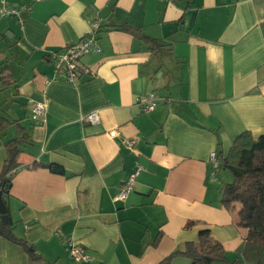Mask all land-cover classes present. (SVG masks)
<instances>
[{
  "label": "crops",
  "instance_id": "0c3cea01",
  "mask_svg": "<svg viewBox=\"0 0 264 264\" xmlns=\"http://www.w3.org/2000/svg\"><path fill=\"white\" fill-rule=\"evenodd\" d=\"M9 1L24 6L21 20L0 17V116L13 122L0 132V170L5 142L21 140L4 200L12 234L48 264H157L202 229L239 257L240 204L223 206L210 156L244 131L264 134V0ZM94 21L99 49L79 60L90 74L53 80L49 53ZM150 92L157 104L141 111ZM33 103L45 106L38 122ZM93 111L97 122L83 119ZM65 239L87 258H72ZM0 264L28 255L0 236Z\"/></svg>",
  "mask_w": 264,
  "mask_h": 264
},
{
  "label": "trees",
  "instance_id": "16d2710c",
  "mask_svg": "<svg viewBox=\"0 0 264 264\" xmlns=\"http://www.w3.org/2000/svg\"><path fill=\"white\" fill-rule=\"evenodd\" d=\"M116 26L135 36L139 35L124 23ZM12 123L0 116V132ZM20 141L13 138L5 142L6 157L0 170V191L4 200L9 195L12 171L19 165L17 156ZM217 160L215 170L227 169L232 176L231 181L223 185L221 202L226 208H232L235 203L240 204L237 225L246 229L240 256L228 260L222 244L211 237L208 229H202L196 241L186 242L182 250L173 251L157 264H170L176 256L187 258L189 264H264V134L257 137L249 131L238 134L225 153H218ZM50 167L53 171L62 172L60 168ZM11 224V219L6 224L0 220V236L21 245L28 255L29 264H48L32 245L12 234Z\"/></svg>",
  "mask_w": 264,
  "mask_h": 264
},
{
  "label": "built area",
  "instance_id": "2783aa9c",
  "mask_svg": "<svg viewBox=\"0 0 264 264\" xmlns=\"http://www.w3.org/2000/svg\"><path fill=\"white\" fill-rule=\"evenodd\" d=\"M173 1V0H166ZM24 6H15L8 0H0V17H18L20 16L21 10ZM21 20V18H19ZM98 30V23L94 21L92 23V31L87 36L81 38L76 43L64 46L63 48L54 50L49 53V60L52 62L54 67L53 80H59L68 84H75L77 79L83 74L89 75L90 70L84 66H80L79 60L81 57L88 55L91 52L99 49L98 42L96 39V31ZM158 98L153 92L148 93L145 96L137 98V105L141 111H152ZM31 117L34 122L42 120L45 113V106L41 103H33L31 109ZM84 120L89 122H97L99 120L96 111L90 112L83 117ZM134 140L127 141V145L131 146ZM212 164V178L214 179V170L217 168L218 160L215 152L211 153L210 156ZM140 172V166H137L135 170L129 175L128 179L119 188L118 192L114 195L115 201H123L128 193L133 189L135 178ZM68 247L69 255L76 259H85L87 256L84 253V248L71 239H65Z\"/></svg>",
  "mask_w": 264,
  "mask_h": 264
},
{
  "label": "rangeland",
  "instance_id": "374dc122",
  "mask_svg": "<svg viewBox=\"0 0 264 264\" xmlns=\"http://www.w3.org/2000/svg\"><path fill=\"white\" fill-rule=\"evenodd\" d=\"M232 176L230 172L227 169H219L217 170L216 173V180L213 181V185L217 186V188L221 189L223 185L229 181H231ZM239 254V253H238ZM234 257L232 254L231 259ZM217 263H223V262H214L212 264H217ZM225 264V263H223ZM244 264H252L251 262H244Z\"/></svg>",
  "mask_w": 264,
  "mask_h": 264
},
{
  "label": "water",
  "instance_id": "95a60500",
  "mask_svg": "<svg viewBox=\"0 0 264 264\" xmlns=\"http://www.w3.org/2000/svg\"><path fill=\"white\" fill-rule=\"evenodd\" d=\"M10 219L9 216V210L6 206V203L4 202V199L2 197V192L0 191V220L4 224L8 223Z\"/></svg>",
  "mask_w": 264,
  "mask_h": 264
}]
</instances>
